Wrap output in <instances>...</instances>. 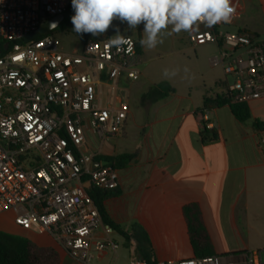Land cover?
Returning <instances> with one entry per match:
<instances>
[{
    "label": "built area",
    "instance_id": "1",
    "mask_svg": "<svg viewBox=\"0 0 264 264\" xmlns=\"http://www.w3.org/2000/svg\"><path fill=\"white\" fill-rule=\"evenodd\" d=\"M70 2L0 0V213L11 212L16 225L49 234L88 263L95 253L116 251L117 243L84 183L116 189L118 172L109 164L92 167L96 153L87 132L99 140L121 132L129 104L118 79L140 77L141 55L129 34H122L126 44L109 47V30L69 50L50 32L23 41ZM238 15L236 8L230 22L195 31L189 41L217 44L212 62L232 77L223 79L231 102L247 103L264 97V37L221 29ZM103 74L106 95L99 87ZM128 264H264V249L151 261L132 256Z\"/></svg>",
    "mask_w": 264,
    "mask_h": 264
},
{
    "label": "crops",
    "instance_id": "2",
    "mask_svg": "<svg viewBox=\"0 0 264 264\" xmlns=\"http://www.w3.org/2000/svg\"><path fill=\"white\" fill-rule=\"evenodd\" d=\"M238 17L230 23L236 30H247L264 37V0H233ZM204 24L187 32L188 48L194 52L207 44L194 45L189 35L206 29ZM140 77L131 81L123 75L118 82L129 80L123 87L128 104L159 79L158 67L149 66L154 49L140 44ZM210 43V42H208ZM217 45V44H216ZM207 54L209 66L216 69L220 80L223 71ZM101 82V89L107 87ZM211 82V81H210ZM187 85L156 103L140 104L127 114L124 126L115 136L99 140L94 160L131 153L132 158L118 172L119 194L102 201L105 214L115 225L128 230L138 224L148 238L151 260L185 259L194 256L183 208L197 204L204 226L216 254H232L264 249V130L254 119L264 122V97L247 102L251 117L239 121L229 105L202 113L203 96L210 95L206 81ZM209 89H207V87ZM108 88V87H107ZM210 90V91H209ZM214 93V92H213ZM210 122L217 139L202 138L205 124ZM88 193L90 187H86ZM0 230L23 236L36 245L52 247L59 255L57 264H128L130 257L142 258L135 238H124L116 230L110 235L117 243L116 251L95 253L88 263L71 257L47 233L23 229L13 222L11 212L0 213ZM96 235L103 237L98 229Z\"/></svg>",
    "mask_w": 264,
    "mask_h": 264
},
{
    "label": "trees",
    "instance_id": "3",
    "mask_svg": "<svg viewBox=\"0 0 264 264\" xmlns=\"http://www.w3.org/2000/svg\"><path fill=\"white\" fill-rule=\"evenodd\" d=\"M62 14V21L53 31L62 32L73 27L71 17L74 15V10L71 2ZM80 37L82 41H84L88 38H95L96 36L85 33L81 34ZM215 86H218L220 90L210 95L203 96L202 106L200 108L202 113L213 108H219L223 105H229L237 120L246 121L251 117V112L247 103L231 102L230 95L226 90V83L223 79L216 81ZM173 92L174 88L169 82L164 80L156 82L148 86L146 90L140 94L139 104L143 107H148L157 101L168 97ZM254 124L258 129L264 130V122L258 118L254 119ZM202 138L214 142L217 139V136L214 129H207L204 127ZM131 158V153H124L112 157L106 156L100 160H107L108 164L112 167L121 168L125 166ZM88 194L96 204L103 221L111 225V227L124 238H135L138 242L142 258L151 261L148 238L144 235L140 226L138 224H132L128 230H124L120 226L113 224L105 214L102 201L110 196L118 195L119 190L117 188L99 189L95 186H91ZM183 211L187 221L194 256L199 257L216 254L209 234L202 221L198 205L194 203L187 204L184 206ZM58 261L59 255L52 247L39 246L23 236L0 230V264H57Z\"/></svg>",
    "mask_w": 264,
    "mask_h": 264
},
{
    "label": "clouds",
    "instance_id": "4",
    "mask_svg": "<svg viewBox=\"0 0 264 264\" xmlns=\"http://www.w3.org/2000/svg\"><path fill=\"white\" fill-rule=\"evenodd\" d=\"M71 4V23L78 35H103L114 20L120 19L130 29L144 25L140 44L149 50L163 43L165 34L191 32L201 24L213 27L227 23L236 12L233 0H71ZM126 43L118 31L108 40L109 47ZM178 72L179 69L166 68L164 76L170 78Z\"/></svg>",
    "mask_w": 264,
    "mask_h": 264
},
{
    "label": "rangeland",
    "instance_id": "5",
    "mask_svg": "<svg viewBox=\"0 0 264 264\" xmlns=\"http://www.w3.org/2000/svg\"><path fill=\"white\" fill-rule=\"evenodd\" d=\"M144 25L140 24L134 29H130L126 22H118L112 23V26L109 28L111 34H117V31L120 34H129L134 38L139 40V36L143 33ZM221 29L224 31L235 32L236 29L230 24L221 26ZM52 35H54L62 44L64 49L69 50L74 45L79 44L82 39L80 35L73 31V27H70L62 32L51 31ZM187 32H181L179 34L172 35H163L162 40L163 43L158 44L156 48H154L153 55L155 58L149 62V66L158 67L157 75L159 79L169 82L173 87H175L178 91H182L187 85H192V93L196 94V86L202 85L205 80L206 83H209L211 86V91L208 93L217 92L220 90L218 86H215L212 83V80L216 79L218 73H216V69H212L209 66V61H206L207 54L218 53L219 48L215 42L207 43L201 46L197 52H194L193 49L188 48V43L186 39ZM179 69L177 75L172 76L170 78H166L164 76V69ZM187 70V71H185ZM219 77L221 79L226 78V80L230 83L232 82V77L230 75H225L223 71L219 73ZM101 81L106 82L107 77L103 74L101 75ZM211 81V82H210ZM129 80L121 81L120 87H128ZM207 89L208 86H206ZM109 91V88L104 87L103 92L106 93ZM139 105V101L137 98H131L129 101V107L131 109L136 108ZM87 141L89 150H93L96 148L97 141L96 138L87 132Z\"/></svg>",
    "mask_w": 264,
    "mask_h": 264
},
{
    "label": "water",
    "instance_id": "6",
    "mask_svg": "<svg viewBox=\"0 0 264 264\" xmlns=\"http://www.w3.org/2000/svg\"><path fill=\"white\" fill-rule=\"evenodd\" d=\"M62 19H63V14H57V15H54V16L48 18L40 26H38L34 31L25 35L23 41L27 42V41H29L33 38H36L40 35H43L45 33L53 31L55 28H57V26L62 21ZM53 25H55V26H53ZM3 47L6 48L7 44H4ZM106 164H108L107 160H103V161L93 160L92 167L94 168L98 165H106ZM90 186H91L90 183H88L86 185V187H90Z\"/></svg>",
    "mask_w": 264,
    "mask_h": 264
},
{
    "label": "snow or ice",
    "instance_id": "7",
    "mask_svg": "<svg viewBox=\"0 0 264 264\" xmlns=\"http://www.w3.org/2000/svg\"><path fill=\"white\" fill-rule=\"evenodd\" d=\"M15 59H19V57H16Z\"/></svg>",
    "mask_w": 264,
    "mask_h": 264
}]
</instances>
